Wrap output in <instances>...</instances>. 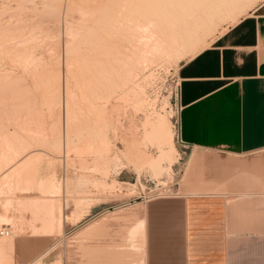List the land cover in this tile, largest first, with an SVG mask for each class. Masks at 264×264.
<instances>
[{"label":"rangeland","instance_id":"obj_1","mask_svg":"<svg viewBox=\"0 0 264 264\" xmlns=\"http://www.w3.org/2000/svg\"><path fill=\"white\" fill-rule=\"evenodd\" d=\"M47 1L53 7H21L17 0H0V160L17 155L13 146L15 151L23 150L0 168V190L8 183L15 185L13 194L0 191V205L18 208L23 217L35 212L32 208L23 213V202L41 201L43 233L36 239L41 241L42 257L30 264H48L50 260L54 264H144V205L192 194V181L205 176L204 157L197 158L185 178L177 174V166L193 158L190 150L177 144L178 70L262 0H167L171 6L166 0H120L125 7L119 0ZM243 2L246 7L242 11ZM132 16L137 26L135 21L130 24ZM151 21L182 33L197 32L199 38L181 57L146 65L145 59L133 52H139L134 49L140 46L138 38L145 42V24ZM139 24L145 27L136 33ZM126 27L134 28L133 34ZM119 47L121 52L116 50ZM126 59L144 62L131 78L126 76L130 73L126 67L131 70L132 65L123 67L129 63ZM124 76L129 82L123 83ZM160 117L166 118L174 135L177 152L170 157L166 152L171 145L151 139L147 133ZM28 157L36 158L31 168L36 167L30 170L32 178L35 170L36 175L27 184L23 175L18 180V174ZM180 181L188 182L178 188L175 184ZM81 220L73 231L65 229ZM51 223L55 234L50 248ZM6 224L11 235L1 240L12 239L17 233L15 220Z\"/></svg>","mask_w":264,"mask_h":264},{"label":"crops","instance_id":"obj_2","mask_svg":"<svg viewBox=\"0 0 264 264\" xmlns=\"http://www.w3.org/2000/svg\"><path fill=\"white\" fill-rule=\"evenodd\" d=\"M178 81L177 144L193 158L178 165L177 174L185 178L204 157L205 176L192 181V194L144 205V264H264V0L184 63ZM14 186H2L3 194ZM21 208L36 213L21 217L18 208L0 205L2 228L17 223L15 237L0 239V264L42 257L36 239L43 233L42 203L23 202ZM53 229L51 223L50 248Z\"/></svg>","mask_w":264,"mask_h":264},{"label":"bare ground","instance_id":"obj_3","mask_svg":"<svg viewBox=\"0 0 264 264\" xmlns=\"http://www.w3.org/2000/svg\"><path fill=\"white\" fill-rule=\"evenodd\" d=\"M17 1H19V2H17L18 3V6H23V5H25L24 7H26V6H30V7H39L40 5H42V7H43V5L44 6H48L49 4H47L46 2H48L47 0L46 1H39V0H17ZM96 1V0H95ZM124 1L125 0H123V3H124ZM127 1H129V0H127ZM138 0H136V1H134V2H137ZM170 1V0H169ZM6 2V1H5ZM71 2V1H70ZM113 2V1H112ZM118 2V1H117ZM117 2H116V4H117ZM156 2V1H155ZM166 2H167V0H166ZM187 2V1H186ZM221 3H222V1H220ZM16 3V4H17ZM73 3V2H72ZM97 3V2H96ZM119 3L120 4H122L121 3V1L119 0ZM118 3V4H119ZM127 2H125V4H126ZM168 3V2H167ZM69 4H71V3H69ZM76 4V3H75ZM117 4V5H118ZM136 4V3H135ZM145 4V3H144ZM170 3H168V5H169ZM8 5V4H7ZM72 5V4H71ZM73 5H74V3H73ZM82 5V4H81ZM89 5V4H88ZM93 5V4H92ZM174 5V4H173ZM50 7H53V5H49ZM98 6V5H97ZM100 6V5H99ZM98 6V7H99ZM109 6V5H108ZM107 6V7H108ZM119 6V5H118ZM122 6H124V4H122ZM126 6H127V4H126ZM135 6V5H134ZM169 6H171V5H169ZM182 6H184V5H181V7ZM219 5H217V7H218ZM4 7H5V5H4ZM79 7V6H78ZM89 7V6H88ZM91 7V6H90ZM96 7V6H95ZM125 7V6H124ZM241 7L243 8V9H241L242 11L245 9V7H243L242 5H241ZM15 8V7H14ZM48 8V7H47ZM80 8V7H79ZM82 8V7H81ZM84 8V7H83ZM83 8L81 9V10H83ZM134 8V7H133ZM216 8V7H215ZM17 9V8H16ZM20 9V8H19ZM24 9V8H23ZM28 9V8H27ZM110 9V8H109ZM108 9V10H109ZM130 9V8H129ZM134 9H136V8H134ZM201 9V8H200ZM12 10V9H11ZM30 10V9H29ZM31 10H32V8H31ZM53 10V9H52ZM183 10H185V9H183ZM240 10V11H241ZM3 11V10H2ZM6 11V10H5ZM17 11V10H16ZM34 11V10H33ZM38 11V10H37ZM43 11V10H42ZM51 11V10H50ZM86 11V10H85ZM109 11H111V9L109 10ZM122 11H124V10H122ZM135 11V10H134ZM140 10H138L137 12H139ZM227 11V10H226ZM30 12V11H29ZM54 12V11H53ZM56 12V11H55ZM54 12V13H55ZM120 12V14H123V13H121V10L119 11ZM130 12V11H129ZM203 12V11H202ZM49 13V12H48ZM53 13V14H54ZM223 13V12H222ZM3 14V13H2ZM50 14V13H49ZM67 14V13H66ZM105 14V13H104ZM103 14V15H104ZM110 14V13H109ZM113 14V13H112ZM131 14V13H130ZM138 15H139V13H137ZM156 14V13H155ZM228 14V13H227ZM124 15V14H123ZM214 15V14H213ZM105 16V15H104ZM103 16V17H104ZM108 16V14H106V17ZM112 16V15H111ZM233 16V15H232ZM105 17V18H106ZM130 17V16H129ZM223 17H225V16H223ZM12 18V17H11ZM20 18V17H19ZM37 18V17H36ZM108 18H110L109 16H108ZM132 18H133V16H132ZM157 18V17H156ZM228 18L229 19H232V18H230L229 16H228ZM111 19V18H110ZM142 19V16L140 17V20ZM194 19H196V18H194ZM233 19H234V17H233ZM2 21V20H1ZM10 21V20H9ZM133 21H135V23H136V19L134 20V18L132 19V21L130 22V24L133 22ZM172 21V20H171ZM187 21V20H186ZM191 21V20H190ZM189 21V22H190ZM192 21H194V20H192ZM191 21V22H192ZM239 21V20H238ZM238 21H235V22H238ZM137 22H139V21H137ZM144 22V21H143ZM182 22H183V20H182ZM188 22V21H187ZM187 22H185L186 24H187ZM198 22V21H197ZM202 22H203V20H202ZM7 23V22H6ZM18 23V22H17ZM134 23V24H135ZM194 23V22H193ZM68 24V23H67ZM133 23H132V25H134ZM143 24H145V23H143ZM149 24H150V26H149ZM149 24L147 23V24H145V25H147L146 27H145V25H143L146 29H145V31H146V33L147 34H145V36L143 37V35H142V39H145V42L144 43H142V40H139V38H138V36L140 35V34H138V36L137 35H135V36H137V37H135V38H138V40H137V42H139V43H137V44H140V46L138 45H136L135 43V45L139 48V47H141L142 45V47L144 48H140V49H138V48H134V49H137L139 52H140V50L142 51V53H143V50H144V54H140L139 52L137 53V54H135V52H133L134 53V55L135 56H139V57H141L140 59H145L144 61H145V64L147 63H153L154 61H156V60H158V59H171V58H176V57H181L182 56V54L184 55V53H186L187 51L189 52V51H191V47L192 46H194V43H195V41L199 38V34L197 33V32H188V31H184V33H182V32H180V31H178V30H176V28L174 29L173 27V29H171L170 27V29H167L166 27H158L159 25H157L156 23H154L153 21H151V22H149ZM204 24V23H203ZM234 24H236V23H234ZM33 25V24H32ZM131 25V26H132ZM188 25H190V23L188 24ZM197 25V24H196ZM122 26V25H121ZM134 26H137V23H136V25H134ZM133 26V27H134ZM139 26H141L142 27V29L141 28H138ZM143 26L142 25H138V29H139V31H137L138 29L137 28H135V32L137 33V32H139L140 33V30H142L143 31ZM191 26H192V24H191ZM190 26V27H191ZM198 26V25H197ZM212 26V25H211ZM15 27V26H14ZM193 27V26H192ZM195 27V26H194ZM203 27H204V25H203ZM20 28V27H19ZM32 28V27H31ZM129 29V27H126V29ZM201 28H202V26H201ZM127 29V30H128ZM132 29H134V28H132ZM132 29H129L128 31H132ZM186 29V28H185ZM6 30H7V28H6ZM123 30H125V29H123ZM158 30V31H157ZM193 30V29H192ZM200 30V29H199ZM205 30V29H204ZM9 31V30H8ZM11 31V30H10ZM14 31V30H13ZM144 31V32H145ZM2 32V31H1ZM135 32H134V34H135ZM201 32H203V28H202V31ZM207 32V31H206ZM15 33V32H14ZM131 33V32H130ZM203 33H205V32H203ZM210 33V32H209ZM208 33V34H209ZM132 34H133V31H132ZM132 34H129V32H128V35L127 36H129V35H132ZM142 34H144L143 32H142ZM202 34V33H201ZM206 34V33H205ZM141 36V35H140ZM13 37V36H12ZM11 37V38H12ZM129 37H131V36H129ZM187 37H189V39H186ZM124 38V37H123ZM125 38H127V37H125ZM141 38V37H140ZM17 39V38H16ZM30 40V39H29ZM103 41V40H102ZM126 41V40H125ZM129 41V40H128ZM144 41V40H143ZM9 42H10V40H9ZM76 42V41H75ZM93 42V41H92ZM114 42V41H113ZM132 42H136V40L134 41V40H132ZM111 43V42H110ZM120 43V42H119ZM130 43H131V41H130ZM129 43V44H130ZM19 44V43H18ZM67 44V43H66ZM132 45V46H135V45ZM142 44V45H141ZM20 45V44H19ZM89 45V44H88ZM145 45V46H144ZM1 46V45H0ZM11 46V45H10ZM18 46V45H17ZM67 47V46H66ZM70 45H69V50H71L70 49ZM128 47V46H127ZM7 48V47H6ZM18 48V47H17ZM66 48V49H67ZM77 48V47H76ZM111 48V47H110ZM122 48V47H121ZM129 48V47H128ZM116 49V48H115ZM126 49V48H125ZM130 49V48H129ZM131 49H133V47L131 48ZM190 49V50H189ZM68 50V51H69ZM104 50H108V49H105L104 48ZM111 50V52H112V49H110ZM117 51H119V52H121L120 51V47H119V49H116ZM128 50V49H127ZM193 50H195V49H193ZM16 51V50H15ZM20 51V50H19ZM75 51V50H74ZM123 52L125 51V50H122ZM105 52V51H104ZM108 52H109V50H108ZM118 52V53H119ZM117 53V54H118ZM106 54V53H105ZM104 54V55H105ZM120 54V53H119ZM122 54V53H121ZM197 53H195L194 55H196ZM31 56H32V54H30ZM109 55V54H108ZM133 55V56H134ZM142 55V56H141ZM28 56H29V54H28ZM31 56H29V58H31ZM144 56V58H142ZM109 57V56H108ZM116 58V57H115ZM119 58V57H118ZM136 58V57H135ZM32 59H33V57H32ZM35 59V58H34ZM117 59V58H116ZM137 59H138V57H137ZM140 59L139 60H137V62H133V63H130V61H128L127 59V61L129 62V63H127L126 61V65L124 66L123 65V67H126V66H129V64L130 65H132L131 67H132V69L130 70V67L129 68H127L126 67V70H128V71H126L127 73H129V71H130V73L129 74H126V76L127 75H129V77L131 78V76L130 75H132L131 73L133 72V71H135V69H139V67H140V62L142 61H140ZM178 59V58H177ZM174 60V59H173ZM33 61V60H32ZM119 61H121V60H118V62ZM133 61V60H132ZM34 62H36L35 60L33 61V63ZM168 62V61H167ZM37 63V62H36ZM141 63H144V62H141ZM30 64H32V62L30 63ZM146 64V65H147ZM105 69V68H104ZM101 70V69H100ZM125 72V73H126ZM136 73V72H135ZM137 74V73H136ZM133 76H135V75H133ZM126 80L129 82V78H125V76H124V80H122L123 81V83H125L126 82ZM132 79H130V81H131ZM125 81V82H124ZM98 122V121H97ZM100 124V123H99ZM101 125H102V122H101ZM169 123L167 122V120H166V118L165 117H160L159 118V120H158V122L156 123V124H152V127H151V129L149 128V130H148V134L152 137L151 139H157V140H159V141H164V142H168L171 146L169 147V148H171V150L169 151V152H166V155L167 156H169L170 157V155H172V154H174V153H176V148H175V146H174V141H173V139H174V135H173V133L171 132V130H170V128H169ZM99 127H101V129H102V126H99ZM69 128V127H68ZM69 129H71V128H69ZM68 129V130H69ZM32 130V129H31ZM68 130H66V131H68ZM33 131V130H32ZM31 131V132H32ZM28 132H30V131H28ZM30 132V133H31ZM34 132V131H33ZM33 134V133H32ZM14 139V138H13ZM11 140V139H10ZM27 140V139H26ZM0 141H2V140H0ZM3 142V141H2ZM173 142V143H172ZM1 143V142H0ZM13 143V142H12ZM16 143V142H15ZM5 144V143H4ZM18 143H16V145H17ZM30 144V143H29ZM168 144V145H169ZM21 145V144H20ZM1 146H3L2 144H1ZM32 146V145H31ZM167 146V145H166ZM9 147V146H8ZM29 147V146H28ZM10 148V147H9ZM13 149H14V152H16L17 153V155L15 156L14 155V158L13 157H10V158H12V159H10L9 158V156L11 155H8V158H7V160H5L6 159V157H3V158H1V160H0V168H2V167H4V166H2V165H4V163L5 162H7V161H13V159H16V157H18L19 156V154L18 153H20V152H22V151H20V148H19V144H18V148L19 149H17V151H15L16 150V146H15V148H14V146L12 147ZM12 150V149H11ZM13 151V150H12ZM20 151V152H19ZM142 155V154H141ZM13 156V155H12ZM135 156V155H134ZM144 156V155H143ZM128 157V156H127ZM126 157V158H127ZM31 158V157H30ZM34 159H36V158H34ZM34 159H29V157H28V160L26 161V162H24V164L22 165L23 167H20V169H22V170H19V174H18V180L20 179V177H22V175L24 176V177H22L23 178V181L24 182H26V181H30L31 179H33L34 177H35V175H36V170H35V172H33V178H32V173H30V170L31 169H33V168H35L36 166H34L33 168H31L32 167V165H35L34 163H33V160ZM128 159V158H127ZM129 160V159H128ZM143 162L144 161H146V159L145 158H143V159H141ZM35 162H36V160H35ZM130 162H132L131 161V159H130ZM129 162V163H130ZM140 163V162H139ZM2 166V167H1ZM141 170V169H140ZM22 173H21V172ZM32 171V170H31ZM21 173V174H20ZM15 176V175H14ZM12 177V176H11ZM25 177H26V180H24L25 179ZM15 180V179H14ZM17 180V181H18ZM22 180V179H21ZM32 181V180H31ZM19 182V181H18ZM13 183V182H12ZM12 183H8L9 185H12ZM19 183H21V182H19ZM27 183V182H26ZM25 183V184H26ZM28 184V183H27ZM0 191H2V188H1V190ZM142 222H144V220H142ZM63 223V222H62ZM142 225H144L145 226V222L142 224ZM140 227H141V222H140V225H139ZM144 226H143V228H144ZM139 227V228H140ZM143 228H142V230H143ZM134 231V230H133ZM137 231H139L138 229H137ZM140 231H141V229H140ZM135 232V231H134ZM133 232V234L135 235L136 233H134ZM144 232V231H143ZM143 232H142V235H144L143 234ZM131 235H132V233H130ZM138 234H140V233H138ZM131 235H130V237H131ZM134 235H132L133 236V238H135V236ZM137 235V234H136ZM144 237V236H143ZM132 238V237H131ZM131 238L129 239V240H131ZM132 238V239H133ZM136 239V238H135ZM142 239V238H141ZM145 239V238H144ZM144 239H143V241H144ZM132 241V240H131ZM40 260V259H39ZM38 263V262H37ZM40 264V263H39Z\"/></svg>","mask_w":264,"mask_h":264},{"label":"built area","instance_id":"obj_4","mask_svg":"<svg viewBox=\"0 0 264 264\" xmlns=\"http://www.w3.org/2000/svg\"><path fill=\"white\" fill-rule=\"evenodd\" d=\"M176 100H177V104H176V107H177V117H176V120H175V127L178 129L179 128V117H180V110H181V107L179 105V83L177 84L176 86ZM157 186V185H156ZM142 197H139L137 199H141ZM10 226H4V228L0 229V237H9L11 235V228H8Z\"/></svg>","mask_w":264,"mask_h":264}]
</instances>
